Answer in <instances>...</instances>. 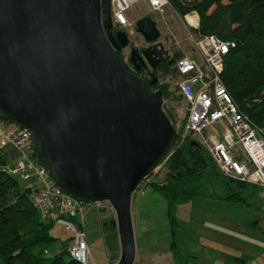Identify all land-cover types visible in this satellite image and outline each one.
Returning <instances> with one entry per match:
<instances>
[{"label":"water","instance_id":"1","mask_svg":"<svg viewBox=\"0 0 264 264\" xmlns=\"http://www.w3.org/2000/svg\"><path fill=\"white\" fill-rule=\"evenodd\" d=\"M137 32L149 47H133L130 62L137 72L150 67L154 85L167 62L161 32L149 15ZM128 46L111 0H0V119L30 132L37 162L61 190L114 207L121 257L110 264L135 263L134 193L180 142L163 92L120 58Z\"/></svg>","mask_w":264,"mask_h":264},{"label":"trees","instance_id":"2","mask_svg":"<svg viewBox=\"0 0 264 264\" xmlns=\"http://www.w3.org/2000/svg\"><path fill=\"white\" fill-rule=\"evenodd\" d=\"M168 2L182 19L194 12L198 14L199 26L192 29L194 34L215 36L233 44L225 56L223 82L239 110L264 130V0ZM118 54L124 61L122 51ZM182 56L178 52L171 61ZM169 62L155 72L156 84L151 85V74L148 79L142 78L154 91L161 90L164 100L172 96L181 98L164 82L173 73L174 64L169 65ZM172 124L182 134L177 125ZM3 150L0 149V264H81L70 256L73 236L66 241L55 238L51 231L56 223L42 220L29 198V188H21L18 177L5 171L13 155L9 149ZM161 169L165 171L164 178L150 184V188L167 205L168 250L173 264H192L195 258L184 244L186 223L178 217L179 206L203 198L204 194L230 204L244 205L258 195L257 186L225 176L206 147L191 135L180 140ZM54 247L60 250L48 256ZM247 261L235 256L226 259L228 264H246Z\"/></svg>","mask_w":264,"mask_h":264},{"label":"built area","instance_id":"3","mask_svg":"<svg viewBox=\"0 0 264 264\" xmlns=\"http://www.w3.org/2000/svg\"><path fill=\"white\" fill-rule=\"evenodd\" d=\"M142 2L159 16H164L170 5L168 0H111L114 28L119 27L118 30L126 32L129 38L137 32L140 20L131 18L130 14ZM189 16L195 18L197 25L190 24L186 16L188 24L197 29L198 14ZM191 39L197 55H183L173 61V73L164 81L175 87L177 95L188 103L185 123L177 126L182 131V134L179 132L180 140L191 135L206 147L225 176L264 187V130L239 110L222 79L225 56L233 44L215 36L201 37L194 32ZM165 59L171 61L173 56ZM219 127L224 131H217ZM0 149H9L13 155L5 167L8 174L24 180L36 178V183L28 187L29 198L42 220L55 222L71 231V258L81 264H92L84 229L85 217L89 211H95L100 224L106 219L116 221L114 207L109 202L86 204L61 190L37 162L30 132L1 119ZM234 154L242 156L243 160L234 158Z\"/></svg>","mask_w":264,"mask_h":264},{"label":"rangeland","instance_id":"4","mask_svg":"<svg viewBox=\"0 0 264 264\" xmlns=\"http://www.w3.org/2000/svg\"><path fill=\"white\" fill-rule=\"evenodd\" d=\"M147 15L156 21L161 32L158 42L164 48L162 50L163 58L168 55L174 56L178 52L188 56L197 55L195 42L191 39L193 28L188 24L186 18L182 19L177 15L170 5L166 8L164 16L152 12L144 2L135 6L130 14L131 18L138 19ZM130 43L139 49L149 47V44L138 32L130 36ZM130 52L129 48L123 52L125 61L129 60ZM171 91L176 93L175 87L172 86ZM187 109L188 103L183 98L178 99L172 96L165 100L164 111L177 126H182L185 123ZM223 129L219 127L217 131L223 132ZM216 141L218 140H214V142ZM234 158H242V156L234 154ZM164 175L165 171L160 168L148 181L140 185L139 190L133 196L134 208L141 198L157 199L150 204V208L154 215V229L157 231L155 238L160 237L161 241H165L169 236V228L167 229L165 225L166 203L163 198L153 193L150 184L164 178ZM17 179L23 189L36 183L35 177L31 180ZM254 186L258 187V195L249 199L247 205L230 204L204 194L203 198L179 206L178 217L181 221L186 222L185 231L188 238L184 242L185 247L195 256L192 259V264H220L216 260V256L212 255L214 258H211L208 255L211 249L220 251L222 258H226L228 255H240L248 260L246 264H264V187ZM112 222V219H106L103 224H100L95 211H89L85 217L84 229L90 246L92 264H110L114 261L117 262L121 257L118 230L111 227ZM105 223L108 224V228H104ZM51 233L60 241H66L72 237L71 231L59 224L53 227ZM59 250L60 247L51 248L47 255H53ZM170 256L171 254H166L162 259L171 262Z\"/></svg>","mask_w":264,"mask_h":264},{"label":"crops","instance_id":"5","mask_svg":"<svg viewBox=\"0 0 264 264\" xmlns=\"http://www.w3.org/2000/svg\"><path fill=\"white\" fill-rule=\"evenodd\" d=\"M154 200L157 199L150 197L141 198L135 204V208L133 204L134 202H132L134 230L137 243V256L134 264H173L172 260H170L171 262H168L167 259H162L163 256H166V254H170L168 250L170 244V226L167 217V205L165 225L167 229L169 228V236L165 239V241H161L160 237L155 238V236H157V231L154 229V215L150 208V204L155 202ZM187 238L188 237L186 235V239ZM220 253L221 252L218 250L211 249L209 250L208 255L211 256V258H214L212 255L216 256L215 258L220 264H228L226 259L233 255H228L226 258H222ZM246 255L251 257L248 254ZM170 257L172 259V256ZM235 257L241 256L239 255ZM218 259L221 260L219 261Z\"/></svg>","mask_w":264,"mask_h":264},{"label":"flooded vegetation","instance_id":"6","mask_svg":"<svg viewBox=\"0 0 264 264\" xmlns=\"http://www.w3.org/2000/svg\"><path fill=\"white\" fill-rule=\"evenodd\" d=\"M114 30L115 31H118V30H116L115 28H114ZM134 46L130 43V46H128L127 48H124V49H122L121 51H122V53L126 50V49H130V51H132V48H133ZM141 51H144L145 49H140ZM130 55H131V52H130ZM163 56V55H162ZM124 63H125V65H126V67L130 70V71H132V72H134V73H136L139 77H141V78H145V79H148V75L149 74H151L152 75V73H153V71H152V69L151 68H146L145 70H143L142 72H137V71H135V69H134V67L132 66V64H131V62H130V56H129V60L128 61H125V59H124Z\"/></svg>","mask_w":264,"mask_h":264},{"label":"bare ground","instance_id":"7","mask_svg":"<svg viewBox=\"0 0 264 264\" xmlns=\"http://www.w3.org/2000/svg\"><path fill=\"white\" fill-rule=\"evenodd\" d=\"M187 20L189 21L190 24H192L193 26L197 25V21L195 20V18H193L192 16H187Z\"/></svg>","mask_w":264,"mask_h":264}]
</instances>
